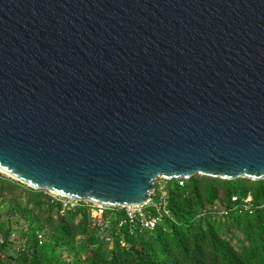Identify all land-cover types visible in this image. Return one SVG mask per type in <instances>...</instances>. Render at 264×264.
Masks as SVG:
<instances>
[{
  "label": "water",
  "instance_id": "1",
  "mask_svg": "<svg viewBox=\"0 0 264 264\" xmlns=\"http://www.w3.org/2000/svg\"><path fill=\"white\" fill-rule=\"evenodd\" d=\"M0 171L109 209L263 182L264 0H0Z\"/></svg>",
  "mask_w": 264,
  "mask_h": 264
},
{
  "label": "trees",
  "instance_id": "2",
  "mask_svg": "<svg viewBox=\"0 0 264 264\" xmlns=\"http://www.w3.org/2000/svg\"><path fill=\"white\" fill-rule=\"evenodd\" d=\"M21 185L0 175V200L27 196L28 205L39 211L41 220L24 215L28 229H23L21 239L26 243L20 252L18 244L10 242L12 226L6 225L4 240H0V264H264V207L252 215L233 209V198L240 203L249 195L256 207L264 206V181L231 182L201 176L184 180V186L177 180L168 181L167 209L173 222L167 220L168 227L160 226L142 237L119 230L114 221L109 231L112 245L102 238L101 226L86 203L64 209L62 202L44 192L20 191ZM216 207L230 211L229 215H207ZM113 212L124 214L123 210ZM38 232H45L42 245ZM79 237L85 240L78 242ZM61 249L74 256L86 255L69 263Z\"/></svg>",
  "mask_w": 264,
  "mask_h": 264
},
{
  "label": "built area",
  "instance_id": "3",
  "mask_svg": "<svg viewBox=\"0 0 264 264\" xmlns=\"http://www.w3.org/2000/svg\"><path fill=\"white\" fill-rule=\"evenodd\" d=\"M163 180L164 186L160 187L156 193V188H154L153 193L149 201L141 206L135 207H125L121 209H109L102 206L93 205L90 203H86L91 208L92 218L97 221V223L101 226L102 238L105 239L111 245L114 243V239L110 237V229L112 227L113 222L117 223V228L119 230H126L128 235L137 236L142 235L144 232H153L162 224H164L167 220H173L168 209H167V192H166V184L171 180ZM180 186H184V180H177ZM158 195V198L156 199ZM56 199L59 197L54 196ZM66 201L70 204L69 209L76 207L79 203L65 200L60 198V201ZM233 202L235 203L234 210H243L248 212L250 215L254 213L257 208H262L264 206L256 207L253 202V198L251 195L247 196L245 199H242L240 203L239 198H233ZM114 210H123L124 214L119 216L118 213L113 212ZM110 213L107 216V213ZM230 211L220 210L217 207L210 211L207 215H218L227 217ZM27 224V223H26ZM25 231L28 229V225L24 228ZM37 238L39 244H43L46 241L45 232H38ZM11 243L18 244L17 252H20L25 247V240H20L17 236V233L13 231L11 238ZM122 247H125V243L123 240L120 241Z\"/></svg>",
  "mask_w": 264,
  "mask_h": 264
},
{
  "label": "rangeland",
  "instance_id": "4",
  "mask_svg": "<svg viewBox=\"0 0 264 264\" xmlns=\"http://www.w3.org/2000/svg\"><path fill=\"white\" fill-rule=\"evenodd\" d=\"M0 175L10 179L11 181H15L11 178H9L7 175L3 174L0 172ZM17 182V181H16ZM20 183V182H19ZM164 181L163 180H159L155 183V188H160L162 186H164ZM22 184V183H20ZM20 191L22 190H30L31 188L25 186V185H21L20 186ZM35 191V190H34ZM39 192V191H36ZM45 194H48V196L50 198H52L55 201H60L59 199H56L54 197V195L48 193V192H44ZM63 205H64V209H69L68 207H70V204L67 203L66 201H62ZM28 215V216H32L34 217L36 220H41V215L39 213V211L34 208V206L32 205H28L27 203V196H18V199L13 200L11 198H4L0 200V225H2L0 227L1 231H0V240L3 241L4 240V230L6 228L7 224H10V226H12L13 230L15 233H17V236L19 237L20 240L22 237V232L24 228H26V223L23 221L25 220L24 215ZM170 223L173 222V220H169ZM161 226L164 227H168L169 224H167V222H165L164 224H162ZM150 232H144L142 233V237H146L148 236ZM230 238V237H228ZM47 239H49V236H47ZM85 240L84 237H79L77 239L78 242H83ZM233 245L235 248L240 249V245L238 243H236L235 241H232ZM64 257V259H66L69 263H72L73 261L77 260V259H83L84 256L86 254H79V255H71L68 251H65L64 249H61L60 251Z\"/></svg>",
  "mask_w": 264,
  "mask_h": 264
},
{
  "label": "bare ground",
  "instance_id": "5",
  "mask_svg": "<svg viewBox=\"0 0 264 264\" xmlns=\"http://www.w3.org/2000/svg\"><path fill=\"white\" fill-rule=\"evenodd\" d=\"M1 172V171H0ZM1 173H3V172H1ZM3 174H5V173H3ZM6 175V174H5Z\"/></svg>",
  "mask_w": 264,
  "mask_h": 264
}]
</instances>
